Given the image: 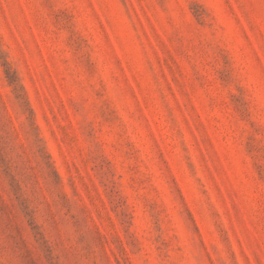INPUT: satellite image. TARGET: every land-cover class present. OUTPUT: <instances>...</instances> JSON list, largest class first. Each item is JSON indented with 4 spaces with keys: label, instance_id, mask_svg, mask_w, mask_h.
<instances>
[{
    "label": "rangeland",
    "instance_id": "rangeland-1",
    "mask_svg": "<svg viewBox=\"0 0 264 264\" xmlns=\"http://www.w3.org/2000/svg\"><path fill=\"white\" fill-rule=\"evenodd\" d=\"M0 264H264V0H0Z\"/></svg>",
    "mask_w": 264,
    "mask_h": 264
}]
</instances>
